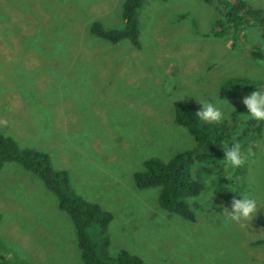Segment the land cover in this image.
I'll use <instances>...</instances> for the list:
<instances>
[{
	"label": "rangeland",
	"instance_id": "rangeland-1",
	"mask_svg": "<svg viewBox=\"0 0 264 264\" xmlns=\"http://www.w3.org/2000/svg\"><path fill=\"white\" fill-rule=\"evenodd\" d=\"M125 1L0 0V134L45 151L54 169L68 171L72 195L110 212L105 229L86 225L99 260L126 251L144 264H264V122L242 119L241 100L226 96L231 109L219 93L230 79L264 88L260 19L226 31L220 7L205 0H143L138 45L95 36L94 22L125 27ZM244 1L264 10V0ZM177 100L196 111V100H219L229 119L218 133L229 124L246 131L245 162L224 182L258 199L251 221L219 214L232 198L216 186L213 204L203 193L188 198L193 221L161 208L159 189L137 186L146 160L196 145L173 120ZM0 264H85L71 215L17 162L0 170Z\"/></svg>",
	"mask_w": 264,
	"mask_h": 264
},
{
	"label": "trees",
	"instance_id": "trees-1",
	"mask_svg": "<svg viewBox=\"0 0 264 264\" xmlns=\"http://www.w3.org/2000/svg\"><path fill=\"white\" fill-rule=\"evenodd\" d=\"M206 3L220 7L222 15L218 17L227 31L228 26L237 32L245 30L247 24H251L254 19H260V27L264 28V10L256 9L248 5L244 0H205ZM143 0H126L123 5V29H107L99 22L91 25V32L102 39L118 42L129 39L134 44H139V19L137 10ZM185 16V14L183 15ZM220 24V22H217ZM218 25L216 24V27ZM218 35H223L217 32ZM264 35V32H263ZM220 88V96H234L235 99H242L243 95L258 88L257 85L248 82H236L233 79L224 82ZM240 108H245L241 106ZM196 108L186 101H175L173 103V120L175 123L186 128L194 137L196 145L191 149L174 154L167 160L150 158L146 160L143 171L135 174L136 184L140 188L159 189V204L161 208L169 212L179 214L186 220H194V211L188 202L189 197H195L204 193L209 186L206 184L210 172L217 173V181L210 182L216 186L222 195L228 198H239L233 194L226 186V170L224 169L223 151L221 141L227 140L231 143L233 137L246 146L248 143L244 138L246 131L239 134L236 126L229 124L227 132L219 134L220 124H209L200 121L196 117ZM237 125L241 124L237 121ZM238 133V135H237ZM7 162L20 163L27 171L42 179L47 187L54 191L59 198L62 210L69 213L74 220L78 231L82 258L85 264H144L138 256L131 255L126 251H121L110 262L99 260L94 246L86 233L88 220L97 222L100 228L105 229L112 216L110 212L104 211L101 207L80 197H76L69 192L68 171L56 170L51 164L49 155L45 151L24 149L17 145L11 137L0 134V170ZM242 166V165H241ZM240 167L235 170H239ZM226 176V179H225ZM224 184L225 189L220 185ZM105 236V244H107ZM262 243V241H261ZM260 243V244H261Z\"/></svg>",
	"mask_w": 264,
	"mask_h": 264
},
{
	"label": "clouds",
	"instance_id": "clouds-1",
	"mask_svg": "<svg viewBox=\"0 0 264 264\" xmlns=\"http://www.w3.org/2000/svg\"><path fill=\"white\" fill-rule=\"evenodd\" d=\"M196 101L201 105V108L195 115L200 121L209 124H220L229 119L228 113L222 110L220 106L221 102L219 100L215 102L212 100ZM241 102L246 108V114L242 119H252L264 122V88H255V90L250 93L243 95ZM228 105L231 109H234L229 103ZM221 148L223 151V158L220 160L223 161L225 170H235L245 162V155L242 154L241 145L235 137H233L231 143L227 140L221 141ZM247 154L249 156L253 155L251 148L247 150ZM216 192L217 190L215 186L209 182L207 191L202 194L206 205L213 204L212 201ZM238 197V199L235 197L231 199L230 208L225 207L224 205H219V214L225 215L227 219L235 222L251 221L253 217L256 216L257 211L261 208L258 199L248 193L239 195Z\"/></svg>",
	"mask_w": 264,
	"mask_h": 264
},
{
	"label": "bare ground",
	"instance_id": "bare-ground-1",
	"mask_svg": "<svg viewBox=\"0 0 264 264\" xmlns=\"http://www.w3.org/2000/svg\"><path fill=\"white\" fill-rule=\"evenodd\" d=\"M256 85V84H255ZM213 183V182H212ZM206 187H208L207 185H206Z\"/></svg>",
	"mask_w": 264,
	"mask_h": 264
}]
</instances>
